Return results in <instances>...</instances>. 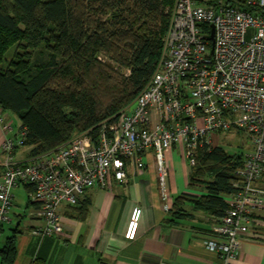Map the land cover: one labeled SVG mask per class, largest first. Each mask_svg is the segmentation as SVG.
<instances>
[{
	"label": "built area",
	"instance_id": "2783aa9c",
	"mask_svg": "<svg viewBox=\"0 0 264 264\" xmlns=\"http://www.w3.org/2000/svg\"><path fill=\"white\" fill-rule=\"evenodd\" d=\"M15 124V125H14ZM7 155L0 177V234L10 221L12 190L30 187L38 204L41 236L63 232L61 204L76 205L84 192L123 182L152 154L160 191L166 195V153L180 145L189 167L199 147L212 148L213 134L243 131L251 142L234 173L229 207L203 239L213 264H233L251 232L264 231V0H176L164 53L135 102L95 135L76 134L55 149L15 161L26 127L0 106ZM142 208L130 213L125 238L136 237Z\"/></svg>",
	"mask_w": 264,
	"mask_h": 264
},
{
	"label": "trees",
	"instance_id": "16d2710c",
	"mask_svg": "<svg viewBox=\"0 0 264 264\" xmlns=\"http://www.w3.org/2000/svg\"><path fill=\"white\" fill-rule=\"evenodd\" d=\"M171 2L0 0V61L15 47L0 68V106L26 127L23 145L31 147V156L78 133L95 135L100 122L114 121L134 100L159 63ZM40 46L49 56L34 63L32 50ZM198 152L190 185L199 183L201 193L179 194L165 219L169 225L193 211L215 220L229 207L226 196L234 191L242 153L207 144ZM73 206L78 217L85 215L80 199ZM15 255L11 236L0 249V264H13Z\"/></svg>",
	"mask_w": 264,
	"mask_h": 264
},
{
	"label": "crops",
	"instance_id": "0c3cea01",
	"mask_svg": "<svg viewBox=\"0 0 264 264\" xmlns=\"http://www.w3.org/2000/svg\"><path fill=\"white\" fill-rule=\"evenodd\" d=\"M7 116L16 123V116L10 112ZM14 133L6 134L0 125V177L7 159L2 142ZM30 150V146L18 145L12 158L27 162ZM146 162L138 173L129 172L123 182L112 180L104 188L87 189L80 198L86 207L84 216L78 217L76 207L61 204L58 210L63 232L56 235L35 233L43 224L39 206L29 200L26 185L14 187L10 221L1 230L0 249L14 236L13 264H213L215 254L203 244L212 227L210 216L193 211L190 218L171 225L165 222L179 194L201 193L200 187L190 185L181 146L175 145L166 153V195L160 191L152 154ZM135 206L142 208V217L136 237L128 240L125 230ZM232 263L264 264L263 230L246 236Z\"/></svg>",
	"mask_w": 264,
	"mask_h": 264
},
{
	"label": "rangeland",
	"instance_id": "374dc122",
	"mask_svg": "<svg viewBox=\"0 0 264 264\" xmlns=\"http://www.w3.org/2000/svg\"><path fill=\"white\" fill-rule=\"evenodd\" d=\"M176 0H172L170 4H167L166 11L164 12L167 17H168V22H167V28L166 31L162 37V55L164 53V39L167 34L169 24H170V19H171V14L175 5ZM15 51V47L11 48L6 54L5 57L2 61H0V68H6L7 63L9 60L12 58L13 53ZM32 57L34 60V63L40 62L41 60L47 58L49 56V53L43 48V46L38 47L37 49L32 50ZM161 55V57H162ZM138 95V94H137ZM136 97L134 100L129 103L127 106H125L121 111H123L125 108H127L129 105L133 104L135 102ZM119 111V113L121 112ZM80 134V133H78ZM213 141H212V146H221L225 151H227L230 154H240L242 153V158H244L245 153L251 149V142L247 135L241 131V130H230V131H225L221 133H214L213 135ZM199 152L197 151L196 158L198 157ZM190 174L192 173V169L189 167ZM199 183L192 185L193 187H200L198 186Z\"/></svg>",
	"mask_w": 264,
	"mask_h": 264
}]
</instances>
